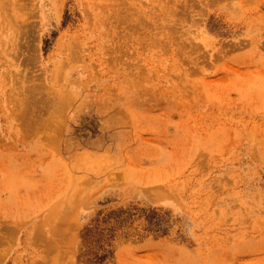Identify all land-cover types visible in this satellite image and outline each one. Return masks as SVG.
Listing matches in <instances>:
<instances>
[{"label": "rangeland", "instance_id": "374dc122", "mask_svg": "<svg viewBox=\"0 0 264 264\" xmlns=\"http://www.w3.org/2000/svg\"><path fill=\"white\" fill-rule=\"evenodd\" d=\"M0 264H264V0H0Z\"/></svg>", "mask_w": 264, "mask_h": 264}]
</instances>
